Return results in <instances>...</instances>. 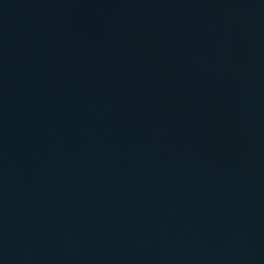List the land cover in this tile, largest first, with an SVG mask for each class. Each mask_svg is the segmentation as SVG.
<instances>
[{"label": "water", "instance_id": "1", "mask_svg": "<svg viewBox=\"0 0 264 264\" xmlns=\"http://www.w3.org/2000/svg\"><path fill=\"white\" fill-rule=\"evenodd\" d=\"M0 264H264V0H0Z\"/></svg>", "mask_w": 264, "mask_h": 264}]
</instances>
